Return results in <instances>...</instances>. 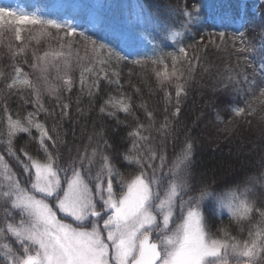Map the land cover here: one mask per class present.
Here are the masks:
<instances>
[{"label":"snow or ice","instance_id":"obj_1","mask_svg":"<svg viewBox=\"0 0 264 264\" xmlns=\"http://www.w3.org/2000/svg\"><path fill=\"white\" fill-rule=\"evenodd\" d=\"M70 6L85 12L88 28L78 31L67 21L0 6V23L5 17L11 19L16 27L9 31L18 42L6 45L11 73L5 76L0 71L4 81L0 89V264H264V202L250 198L257 187L264 192V170L237 182L227 196H218L207 182L196 181L191 171L190 134L186 132L178 143L179 134L173 129L186 84L202 67L200 53L228 41L235 52L244 54L243 66L238 59L236 69L224 70L227 75L218 72L220 91L231 89L230 94L241 98L248 92L253 97L242 105L237 102L217 119L228 131L241 120L250 122L248 118L258 112L264 121V40L251 43L237 12L219 19L225 27L239 22L231 36L225 31H200L199 40L185 44L186 34L203 23L201 0H181L171 10V15L181 18L182 31H171L141 0H132L121 10L119 24L109 19L112 5L106 0H76ZM21 25L31 26L24 40ZM145 25L161 41L170 39L174 50L154 44L150 55L143 52ZM100 33L110 42H101ZM74 52L78 80L73 74ZM129 64L141 69L150 65L163 91L165 107L158 128L156 115L146 105L138 107L147 123L133 111L132 96L121 82L122 66ZM128 75H133L131 69ZM77 86L89 97L90 107L98 106L101 118H115L117 125L129 129V144L122 151L109 142L101 125L82 150L78 147L75 156L69 152L63 159L60 148L65 141L58 125L49 128L48 118H70V100L63 94L70 98ZM18 94H25L24 106L13 111L8 99ZM45 97L54 101L53 108ZM27 105H32L31 110ZM120 113L132 116L135 123L119 120ZM154 129L160 135L159 148L151 136ZM19 134L36 143L35 153L16 147ZM213 199L227 208L230 221L248 224L246 237L233 235L223 226L212 231L206 211ZM244 231L241 227L240 233Z\"/></svg>","mask_w":264,"mask_h":264},{"label":"trees","instance_id":"obj_2","mask_svg":"<svg viewBox=\"0 0 264 264\" xmlns=\"http://www.w3.org/2000/svg\"><path fill=\"white\" fill-rule=\"evenodd\" d=\"M141 2L154 16L164 21L166 25H169L170 29L180 28L181 18L170 13L181 0H141ZM201 3H203V0H201ZM253 8L254 11L252 12ZM235 10L239 12V2ZM207 12V9L203 5L202 18H205ZM243 21L247 38L252 44L259 45L264 40V35H262V31H264V0L258 4L257 1L252 2ZM207 24L203 22L200 26L192 28L186 34L184 43L190 44L194 43L195 40H199L198 33L200 31L205 33L216 31L206 29ZM20 27L24 29L21 33L22 40L27 39V30L31 26L21 25ZM223 31L228 33L229 36L234 33L232 30ZM93 38L96 39L98 36L93 35ZM9 42L13 43V45L18 43L14 39V33L5 32L3 24H0V71H3L5 76L11 73L10 65L12 64V60L6 47ZM101 42L109 43L110 40L102 39ZM51 43L53 46L56 44L55 41H51ZM32 44L36 46L35 41H32ZM42 46L46 48L47 44L42 42ZM164 50L173 51L174 48L168 46ZM243 55L233 50L231 41H228L226 45H221L219 48L202 51L200 53V64L202 67H199L193 77L188 80L186 84L187 93L181 99L179 120L178 122H173L174 132L179 134L178 143L184 139L186 132L190 134L194 142L191 171L196 181L202 180L207 182L210 185V190H213L218 196H227L229 189L234 187L237 182L244 181L247 176L258 175L260 171L264 170V121L260 119L261 113L258 112L255 117H249L248 121L250 122L241 120L239 126L232 128L231 131L226 130L225 124L220 123L217 119L218 114L224 117L226 112L237 102L242 105L244 99L251 100L253 97V93L248 92L241 98L230 94L231 89H229L228 93L220 91L222 83L218 72L227 75L224 70L228 67L236 69L238 59H240L241 66H243ZM80 56H85L83 49L80 50ZM255 59L258 60V57H255ZM75 60L76 56L74 52L73 74L74 78L78 80L80 69L75 65ZM85 62L86 60L82 61V63ZM130 69L133 72L131 77L128 75ZM205 69L207 70L205 71ZM52 76H55V72L52 73ZM33 79H35V75H33ZM129 80L131 81V85L140 89L139 93L135 91L134 87L129 85ZM121 82L124 85V91L132 96L135 115L147 123L144 119V110L138 107L140 104L146 105L147 109L153 111L156 115V127L158 128L165 107L164 94L151 72V66L149 65L145 69L139 67L133 68L130 64L122 66ZM3 86L4 81L0 80V89ZM102 88L105 91H111L105 85H102ZM171 90L174 95V89ZM23 95L25 94L9 97L8 103L13 111L21 110L22 106H24ZM63 97L66 101L70 100V118L61 121L58 115H54L48 118V126L52 128L53 125H58L57 131L60 133L61 139L65 141L60 148L64 160L68 159L69 152H71L72 156H75L78 147L82 150L83 145L88 143V137L94 136L100 130L101 125L104 126L109 142L118 150L122 151L123 147L129 144L126 136L129 129L124 124L117 125L115 118H101L98 106L90 107L89 97L86 93L81 94L78 86L73 90L70 98L68 93H64ZM45 100L49 108L54 107L53 100L47 97H45ZM96 105H98V101ZM26 107L28 110H31L32 105H27ZM77 109H80V112ZM55 113H59V108L55 109ZM41 119H44V117L42 116ZM118 119L125 121L127 124L135 123L132 116H125L123 113L118 115ZM253 128L259 132V137L251 141L248 133ZM33 134L35 135V133ZM151 136L153 137L154 144L159 148V133L154 129ZM248 141L251 143L249 149L251 154L249 156L243 152L244 146L248 144ZM15 143L17 148L25 147L32 153H35L37 148L36 143L31 141L26 134H19ZM2 150L3 146L0 145V151ZM167 151L171 157L173 152L171 141L167 144ZM121 170L124 171L125 169ZM128 171H131V169H128ZM218 185L219 187H217ZM250 198L257 200L258 203L264 202V192L257 187L250 193ZM216 202L215 199L209 201L206 211L212 231L216 232L218 227L223 226L227 227L233 235L240 234L242 238L246 237L248 224H237L230 221L228 214L218 213L215 209ZM213 209H215V215L213 214ZM241 227L245 229L243 233H240Z\"/></svg>","mask_w":264,"mask_h":264},{"label":"rangeland","instance_id":"obj_3","mask_svg":"<svg viewBox=\"0 0 264 264\" xmlns=\"http://www.w3.org/2000/svg\"><path fill=\"white\" fill-rule=\"evenodd\" d=\"M57 4L54 5V6H50L48 8H45V7H32V8H27L25 7L24 5L20 4L18 5L17 4V1L16 0H0V6H3V7H9V8H16V9H21V10H24L26 12H35L37 13L38 15L44 17V18H51V19H57L61 22H64V21H67V22H70L72 23L73 25L77 26V29L78 31H81V30H85L86 28H88V24L86 23V19H85V12L84 11H81V15H78L76 17H74L71 13H67L65 12L67 6H65V0H57ZM64 1V2H63ZM70 1V0H68ZM120 1H117V0H106V2L108 3H111L112 5V8L111 10H109L108 12V16H109V19L114 23V24H119L122 20V17L120 15L121 13V10L123 8H125L129 3L132 2V0L130 1H125L123 0ZM120 8H113V7H119ZM72 13H75L76 11L73 10V8L71 7V10H70ZM65 12V13H64ZM126 18V17H124ZM0 24H3V28L5 30V32H9L10 34H12L11 31H9V29H12L14 28L16 25L13 24L11 22V19L8 18V17H5L3 22L0 23ZM153 33H156V31L145 25V29L141 35V41H142V44H143V52L147 53V54H151V51H152V47L155 43H159V42H156L155 39H154V35ZM7 35V33H5ZM1 66V65H0ZM250 132L248 133L250 135V139L251 141L254 139V138H258L259 137V132L256 131L254 128L249 130ZM227 142V141H226ZM248 144L244 146V149H243V152L245 155L249 156L251 153L249 152V149H250V146H251V143H249V141L247 142ZM217 208L222 211V212H227V208H220L218 203H217Z\"/></svg>","mask_w":264,"mask_h":264}]
</instances>
